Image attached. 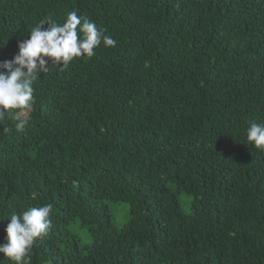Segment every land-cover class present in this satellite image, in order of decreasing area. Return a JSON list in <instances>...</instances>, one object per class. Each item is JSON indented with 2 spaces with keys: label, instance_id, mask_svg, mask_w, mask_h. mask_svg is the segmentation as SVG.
<instances>
[{
  "label": "trees",
  "instance_id": "1",
  "mask_svg": "<svg viewBox=\"0 0 264 264\" xmlns=\"http://www.w3.org/2000/svg\"><path fill=\"white\" fill-rule=\"evenodd\" d=\"M70 10L117 46L50 65L23 131L0 121V243L50 203L29 264H264V0H0V60Z\"/></svg>",
  "mask_w": 264,
  "mask_h": 264
},
{
  "label": "clouds",
  "instance_id": "2",
  "mask_svg": "<svg viewBox=\"0 0 264 264\" xmlns=\"http://www.w3.org/2000/svg\"><path fill=\"white\" fill-rule=\"evenodd\" d=\"M106 32L76 10L67 11L59 21L48 18L35 24L27 37L18 41L14 57L0 60V121L11 119L15 129L23 131L29 123L27 113L35 103L34 83L50 70V65L63 70L76 58L95 56V49L102 43L105 47H116L117 41ZM245 136L248 144L264 151V122H251ZM52 212L50 203L21 213L11 212L6 217L10 221L5 229L6 242L0 243L3 254L0 261L29 264L34 245L52 224Z\"/></svg>",
  "mask_w": 264,
  "mask_h": 264
},
{
  "label": "rangeland",
  "instance_id": "3",
  "mask_svg": "<svg viewBox=\"0 0 264 264\" xmlns=\"http://www.w3.org/2000/svg\"><path fill=\"white\" fill-rule=\"evenodd\" d=\"M181 201L183 204L184 212L188 213L191 207V199L184 197L182 198ZM108 205L110 206L111 209L112 219L118 227H122L129 223L130 209L128 204L120 203V204H108ZM75 231L79 234L85 246H91L92 239L84 230L76 229Z\"/></svg>",
  "mask_w": 264,
  "mask_h": 264
},
{
  "label": "bare ground",
  "instance_id": "4",
  "mask_svg": "<svg viewBox=\"0 0 264 264\" xmlns=\"http://www.w3.org/2000/svg\"><path fill=\"white\" fill-rule=\"evenodd\" d=\"M24 9V8H23Z\"/></svg>",
  "mask_w": 264,
  "mask_h": 264
}]
</instances>
